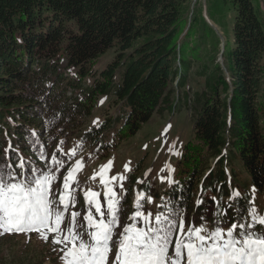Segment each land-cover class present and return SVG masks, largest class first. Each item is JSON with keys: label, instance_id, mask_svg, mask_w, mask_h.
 Listing matches in <instances>:
<instances>
[{"label": "trees", "instance_id": "1", "mask_svg": "<svg viewBox=\"0 0 264 264\" xmlns=\"http://www.w3.org/2000/svg\"><path fill=\"white\" fill-rule=\"evenodd\" d=\"M224 1L233 5L234 23L220 48L204 18L203 33L193 39L198 19L187 24L189 0H0V165L23 156L26 178L30 168L51 170L53 155L64 160L60 142L80 132L101 97L120 105L119 114L82 131L80 141L105 154L155 114L180 112L193 97L194 138L161 212L186 205L187 213L197 195L212 193L218 202L201 198L194 223L202 216L212 221L230 203L226 219H238L252 200L249 185L264 197V10L253 0ZM219 15L221 24L215 22L228 28ZM110 50L112 61L98 70ZM207 50L223 64L213 57L203 65L195 76L206 88L191 96L190 75ZM108 132L114 136L106 142ZM130 201L119 200V222Z\"/></svg>", "mask_w": 264, "mask_h": 264}, {"label": "rangeland", "instance_id": "2", "mask_svg": "<svg viewBox=\"0 0 264 264\" xmlns=\"http://www.w3.org/2000/svg\"><path fill=\"white\" fill-rule=\"evenodd\" d=\"M253 2L257 8L264 10V0H253ZM214 4L212 16L210 15V8ZM219 14L226 16L229 23L228 28H222L217 24H221L220 19H218L221 17ZM195 18L198 19V22L193 39H198L203 33L201 24L203 18L215 30L216 37L221 42L220 48H223L224 44L231 39V29L234 23L232 3L224 0H189L185 13L187 24L192 23ZM207 42L209 43V41ZM208 43L204 44V49L209 46ZM208 53H210V57H206ZM206 56L201 63L195 64L190 75V82L186 91H189L191 96L206 88L204 79H198L195 73L205 64L212 65L211 59L213 57L216 58V63L223 64L220 54L212 55L207 50ZM113 57L114 51H108L99 59L96 68L102 70L112 61ZM181 105L182 110L180 112L155 114L136 135L120 141L115 149L105 154L99 153V151L84 145L80 141L82 131L91 126L99 125L107 117H115L119 114L121 107L120 105L116 106L113 99L99 98L92 115L85 119V125L80 129V132L62 140L61 146L57 149L64 156V163L55 170L56 179L51 181V186L57 190L55 199L59 202V196L63 195V204L68 205L67 210L62 213L63 218L60 225L62 234H66L69 229H72L73 234L94 231V228L88 227L86 217L91 215L93 224L99 222L100 215L95 211L97 204L105 212V219H110L111 215L115 214V207L111 214L107 212L108 199L106 193L109 189L116 193L113 197L114 205L121 198L126 200L130 197L131 199L130 204H127L126 207L124 205L127 218L122 222L118 221L119 227L114 228V241L120 239L119 234L126 226H134L137 229L146 227L143 217L148 216L149 213L152 214L149 220L154 222L155 216L167 206L166 192L178 178L179 162L185 146L194 138V108L196 107L194 98L183 100ZM113 136L114 133L112 135L108 132L105 135L106 142L113 140ZM73 149L75 150L74 156L71 155ZM78 161L80 162L79 167L77 166ZM109 162H111V167H108ZM212 163L213 160H210L208 167H211ZM125 165L128 166L127 170ZM102 169L103 173L101 174ZM69 170L72 171V176L68 180L69 187L64 188V179L68 176ZM240 170L237 169V172ZM227 172L230 173V169ZM114 176L118 178L112 180L111 178ZM241 176L243 180L246 178L244 174ZM161 177H164L163 182ZM142 188L145 190L142 191ZM90 192H95L98 195L91 197ZM243 192L245 191L243 190ZM247 194L254 201L253 206L259 209L261 214H264V197L259 196L251 185L248 186ZM138 197H141L139 202H143L139 209L137 206ZM148 197H152L151 202L148 201ZM203 197L212 199L215 196L212 193L197 195L194 206L192 205L186 213L185 228L194 225L212 229L211 221L202 222L200 219L199 223H194V207L203 204L201 199ZM89 200L92 203H89ZM198 201H202V203L198 204ZM214 202L217 203L218 200ZM229 202L230 199H225L223 206ZM137 210L141 211L142 216L133 219ZM73 213H79V215L73 218ZM54 222L55 217H53ZM44 234L48 235L47 240L42 239L37 232L20 234L3 232L0 234V264H66L64 252L60 250L63 245L53 244V233L45 232ZM84 239L87 240L88 236L85 235ZM115 251L116 246L113 245L112 255L115 254Z\"/></svg>", "mask_w": 264, "mask_h": 264}, {"label": "snow or ice", "instance_id": "3", "mask_svg": "<svg viewBox=\"0 0 264 264\" xmlns=\"http://www.w3.org/2000/svg\"><path fill=\"white\" fill-rule=\"evenodd\" d=\"M71 155H75L74 149ZM62 163L53 155V168H30L31 179L25 177L26 160L23 156L17 163L5 162L0 165V234L37 232L47 240L49 237L44 233L51 232L54 234L53 244L63 245L60 250L64 252L66 264H264V214L253 206L254 201H250L238 219H226L231 203L222 214L214 213L211 230L194 225L185 228L186 205H181L179 210L170 208L168 214L158 213L154 222L149 220L152 215L149 213L143 217L146 227L137 229L126 226L119 234L120 239L114 241V228L119 227V201L114 205L116 193L109 189L106 193L107 212L111 214L115 207L116 214L106 220L105 212L97 204L95 211L100 215L99 222L93 224L91 215L86 217L88 227L94 228V231L73 234L69 229L62 234V213L68 205L63 204V195L59 196V202L55 199L57 190L51 186V181L56 179L55 170ZM77 166H80L79 161ZM108 167H111V162ZM125 169H128L127 165ZM71 176L72 171L69 170L64 179V188L69 187ZM117 178L114 176L111 179ZM163 180L164 177H161ZM89 195L95 197L98 194L90 192ZM241 196L236 190V201ZM140 199L137 198L138 209L142 206ZM212 199L218 200L217 197ZM151 200L152 197H148V201ZM89 203L92 201L89 200ZM77 215L79 213L72 214L73 218ZM141 216V211L137 210L133 219ZM201 220L203 222L206 218L202 216ZM85 235L88 236L87 240L84 239ZM113 245L116 246L114 255Z\"/></svg>", "mask_w": 264, "mask_h": 264}]
</instances>
